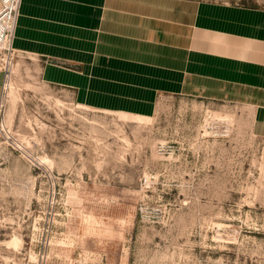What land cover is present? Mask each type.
I'll list each match as a JSON object with an SVG mask.
<instances>
[{
  "label": "rangeland",
  "instance_id": "rangeland-1",
  "mask_svg": "<svg viewBox=\"0 0 264 264\" xmlns=\"http://www.w3.org/2000/svg\"><path fill=\"white\" fill-rule=\"evenodd\" d=\"M0 71V264H264V137L246 108L172 96L149 118L103 112L29 55L0 49Z\"/></svg>",
  "mask_w": 264,
  "mask_h": 264
},
{
  "label": "crops",
  "instance_id": "crops-1",
  "mask_svg": "<svg viewBox=\"0 0 264 264\" xmlns=\"http://www.w3.org/2000/svg\"><path fill=\"white\" fill-rule=\"evenodd\" d=\"M13 47L82 107L149 118L165 97L231 103L264 137V7L22 0ZM3 87L0 71V101Z\"/></svg>",
  "mask_w": 264,
  "mask_h": 264
},
{
  "label": "built area",
  "instance_id": "built-area-1",
  "mask_svg": "<svg viewBox=\"0 0 264 264\" xmlns=\"http://www.w3.org/2000/svg\"><path fill=\"white\" fill-rule=\"evenodd\" d=\"M22 0H0V49L7 50L11 55L19 54L13 47L16 27L20 17ZM8 74L5 71L3 94L0 101V132L3 130L4 95Z\"/></svg>",
  "mask_w": 264,
  "mask_h": 264
},
{
  "label": "bare ground",
  "instance_id": "bare-ground-1",
  "mask_svg": "<svg viewBox=\"0 0 264 264\" xmlns=\"http://www.w3.org/2000/svg\"><path fill=\"white\" fill-rule=\"evenodd\" d=\"M7 96L11 99H14L13 90H7ZM7 98V97H6ZM13 101V100H12ZM21 243V239L18 236H13V238L8 242V244L14 247H18Z\"/></svg>",
  "mask_w": 264,
  "mask_h": 264
}]
</instances>
